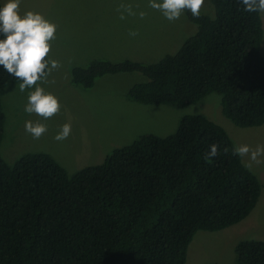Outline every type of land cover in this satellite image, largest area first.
<instances>
[{"label": "trees", "instance_id": "trees-1", "mask_svg": "<svg viewBox=\"0 0 264 264\" xmlns=\"http://www.w3.org/2000/svg\"><path fill=\"white\" fill-rule=\"evenodd\" d=\"M210 4L199 17L184 11L192 34L157 62L93 60L72 69L71 83L91 89L105 75L140 73L133 102L186 107L215 93L237 127L264 125L262 15L238 0ZM17 83L0 71V148L2 94ZM235 147L224 128L190 115L173 134L143 135L74 176L49 154L10 166L0 151V264H186L198 232L235 226L259 202L260 181ZM235 254L237 264H264V240H242Z\"/></svg>", "mask_w": 264, "mask_h": 264}, {"label": "rangeland", "instance_id": "rangeland-1", "mask_svg": "<svg viewBox=\"0 0 264 264\" xmlns=\"http://www.w3.org/2000/svg\"><path fill=\"white\" fill-rule=\"evenodd\" d=\"M121 5L130 6L136 15H128ZM28 11L39 12L57 26L50 56L59 67L38 83L58 99L60 110L48 119L27 114L23 109L28 90L21 92L19 83L7 86L2 94L6 123L0 151L10 166L26 154L45 153L74 176L81 169L101 164L114 150L143 135L173 134L181 120L190 115L205 116L224 128L236 147L246 144L255 150L258 145L264 146V125L237 127L224 116L222 98L215 93L186 107L144 105L127 97L133 85L145 81L140 73L105 75L91 89L71 83L72 69L93 60L129 59L149 64L174 52L192 34L193 25L184 12L179 19L168 21L148 6V0H20L19 13ZM139 12L145 13L142 19ZM200 12H213L210 0H205ZM121 13L124 19H120ZM261 15L264 24V14ZM28 120L43 123L47 131L33 139L24 128ZM65 123L71 125V134L58 141L55 136ZM258 159L261 163L242 157L262 187L254 211L228 229L198 232L189 247L186 264H237L235 247L240 241L264 240V156Z\"/></svg>", "mask_w": 264, "mask_h": 264}, {"label": "clouds", "instance_id": "clouds-1", "mask_svg": "<svg viewBox=\"0 0 264 264\" xmlns=\"http://www.w3.org/2000/svg\"><path fill=\"white\" fill-rule=\"evenodd\" d=\"M205 0H148V6L157 10L168 21L180 18L182 13L190 11L193 17H199ZM244 11L264 14V0H238ZM20 0H0V71L8 73L20 81L21 92L28 90L24 112L36 114L48 119L60 110L58 99L40 86L49 74L59 67L50 56L51 42L55 40L57 26L39 12L19 13ZM128 15H136L130 6L121 5ZM142 19L144 12L138 13ZM121 13L120 19H124ZM129 35L135 36V32ZM40 82V83H38ZM25 131L33 139L40 138L47 128L43 123L25 121ZM71 134V125L63 124L55 136L58 141L65 140ZM218 145L209 146L206 158L217 155ZM227 151V150H225ZM233 155L248 156L251 161L261 163L258 159L264 156V146L258 145L251 150L248 145H239L233 149Z\"/></svg>", "mask_w": 264, "mask_h": 264}]
</instances>
